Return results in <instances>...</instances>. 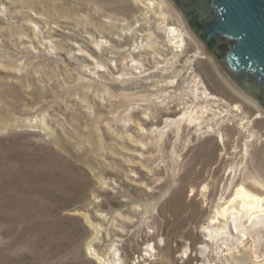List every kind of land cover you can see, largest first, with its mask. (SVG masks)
Returning <instances> with one entry per match:
<instances>
[{"label": "rangeland", "instance_id": "1", "mask_svg": "<svg viewBox=\"0 0 264 264\" xmlns=\"http://www.w3.org/2000/svg\"><path fill=\"white\" fill-rule=\"evenodd\" d=\"M142 3L0 0V264H100L91 242L105 253L117 243L127 264H264L232 223L237 257L225 243L201 251L244 158V117L261 148L248 163L264 162V108L195 34L173 46ZM132 51L140 68L127 65ZM193 107L202 128L180 119Z\"/></svg>", "mask_w": 264, "mask_h": 264}, {"label": "bare ground", "instance_id": "2", "mask_svg": "<svg viewBox=\"0 0 264 264\" xmlns=\"http://www.w3.org/2000/svg\"><path fill=\"white\" fill-rule=\"evenodd\" d=\"M142 2L146 12L154 10L157 11L158 19L161 20L160 23L167 27L166 29L169 36V42L176 48H182L187 41V36L191 37L194 35L192 30L186 28L187 22L182 13L177 10V6L176 9H172L174 10L173 13H175V17L178 16L182 22V26L179 27L174 24L171 25L168 22V15L164 12L162 6L165 2L168 3V5H173V3L171 4L169 0H142ZM126 56V58L130 57L127 65L130 64V62H135L132 63L133 67L131 68H140L137 63L141 64L142 62L136 57L135 51L127 53ZM160 58L162 57L160 56ZM229 82L237 88L232 81ZM237 89L241 95L250 99V101H255L250 98L243 89L240 87ZM206 90L208 91V87ZM209 98L217 99L218 96L210 92ZM235 109L240 110V105H235ZM205 113L206 111L203 110L200 112L198 107H193L192 110H186L180 119L181 121H186L190 125L202 128L205 122ZM149 116L150 113H147L145 118L147 119ZM244 119L245 117L242 119L240 124L242 130H239L242 135L248 133L245 135V144L242 151L244 158L241 162L231 164V171L229 173L230 177L225 187V192L220 200L214 205L211 217L203 225L204 228L208 230L206 235H208L209 238H206L202 242L203 245L201 247V251L203 254H206L207 251L215 245L218 252L222 243H225L228 248L224 250L229 251L227 254L237 257V247H239V242L236 240L237 238H235V236L233 237V235H231L228 228L229 224L231 225L232 223L236 227L237 232H244L253 238L252 243H255V248L253 249L254 244H252L249 256L252 259L251 261L259 262L264 260V162L260 160L256 162L253 161L250 165L248 163L247 158L249 155H257L261 148L256 147L251 151L250 145L256 137V134L253 129H251V123L247 124ZM222 132L223 131L220 132V137L221 141H224L225 134ZM239 173L242 174L240 177L238 176ZM208 188L209 185L206 183L203 188V192L207 191ZM203 194L205 195V193ZM151 235L146 234L144 239L148 242L147 244L149 247H151V249H148L150 250V254H148L153 256L156 255L155 251H157V249L156 246L149 241ZM241 241L244 242V240ZM190 248L191 247L186 244V255L189 254L191 250ZM89 249L90 252L95 255V258L100 262V264H127L117 243H113L107 253L98 251V249L93 245V242L90 243ZM236 259V264H245L241 258L237 257ZM204 262V264H213L207 258L204 259Z\"/></svg>", "mask_w": 264, "mask_h": 264}, {"label": "water", "instance_id": "3", "mask_svg": "<svg viewBox=\"0 0 264 264\" xmlns=\"http://www.w3.org/2000/svg\"><path fill=\"white\" fill-rule=\"evenodd\" d=\"M223 71L264 108V0H172Z\"/></svg>", "mask_w": 264, "mask_h": 264}]
</instances>
